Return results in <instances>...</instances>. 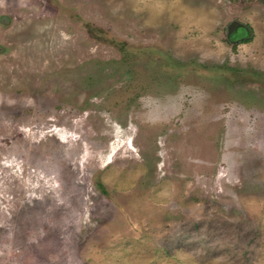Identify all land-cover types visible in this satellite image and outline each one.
Listing matches in <instances>:
<instances>
[{"label": "rangeland", "instance_id": "obj_1", "mask_svg": "<svg viewBox=\"0 0 264 264\" xmlns=\"http://www.w3.org/2000/svg\"><path fill=\"white\" fill-rule=\"evenodd\" d=\"M0 264H264V0H0Z\"/></svg>", "mask_w": 264, "mask_h": 264}]
</instances>
